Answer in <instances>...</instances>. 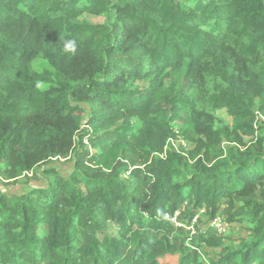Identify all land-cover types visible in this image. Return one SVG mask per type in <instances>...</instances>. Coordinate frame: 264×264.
Instances as JSON below:
<instances>
[{"label":"trees","instance_id":"trees-1","mask_svg":"<svg viewBox=\"0 0 264 264\" xmlns=\"http://www.w3.org/2000/svg\"><path fill=\"white\" fill-rule=\"evenodd\" d=\"M0 264H264V0H0Z\"/></svg>","mask_w":264,"mask_h":264},{"label":"rangeland","instance_id":"rangeland-1","mask_svg":"<svg viewBox=\"0 0 264 264\" xmlns=\"http://www.w3.org/2000/svg\"><path fill=\"white\" fill-rule=\"evenodd\" d=\"M87 18L94 22H104L105 17L103 16H96V15H90L87 16ZM85 106V105H84ZM88 118V116H87ZM87 118L85 119V123H87ZM226 118V116H225ZM229 120V119H228ZM181 124L176 123L175 129H180ZM175 145L179 148H182L184 150L193 149L194 144L191 141L183 139V137L177 138L175 140ZM75 160V155H72V158L69 160H54L52 163L42 166L38 170L40 172V179L35 178L32 173H29V175H25L20 177L15 182H12L13 184H7L6 186H3L5 191L9 190L14 193H21L22 191H27L31 186H37V185H44L47 178H53L55 174H59L61 176L69 178L70 173L73 171V166ZM220 218L219 223L221 226H217L214 224V219H211L208 215H206L205 210H198L197 215L194 219V223L198 225V227L203 231L206 232L208 229L214 230L215 234L223 239V243L220 246L216 247H209L207 245H204V249L209 252V254L222 252L224 247L229 245V243L233 240H240L244 238H248L250 233V224L248 221L244 222H229L227 220V216L220 211L216 218ZM178 224L181 225V222L177 220Z\"/></svg>","mask_w":264,"mask_h":264},{"label":"clouds","instance_id":"clouds-1","mask_svg":"<svg viewBox=\"0 0 264 264\" xmlns=\"http://www.w3.org/2000/svg\"><path fill=\"white\" fill-rule=\"evenodd\" d=\"M65 49L75 51V41H71V40L67 41L65 44ZM37 87L40 88V87H43V85L37 84Z\"/></svg>","mask_w":264,"mask_h":264},{"label":"built area","instance_id":"built-area-1","mask_svg":"<svg viewBox=\"0 0 264 264\" xmlns=\"http://www.w3.org/2000/svg\"><path fill=\"white\" fill-rule=\"evenodd\" d=\"M171 143H173L174 145H175V140L174 139H171V141H170ZM219 220H220V218H215L214 219V224L215 225H217V226H221V224L219 223ZM175 221V220H174ZM176 222V221H175ZM176 224H178L177 222H176Z\"/></svg>","mask_w":264,"mask_h":264}]
</instances>
